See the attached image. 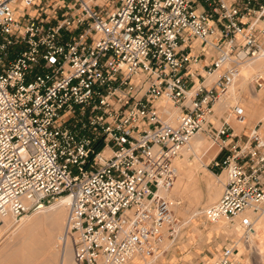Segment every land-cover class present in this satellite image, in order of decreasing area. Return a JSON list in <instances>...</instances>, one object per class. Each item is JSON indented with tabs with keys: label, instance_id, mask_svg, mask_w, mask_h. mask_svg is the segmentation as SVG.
<instances>
[{
	"label": "built area",
	"instance_id": "built-area-1",
	"mask_svg": "<svg viewBox=\"0 0 264 264\" xmlns=\"http://www.w3.org/2000/svg\"><path fill=\"white\" fill-rule=\"evenodd\" d=\"M0 0V217L60 198L70 264H154L175 243L177 159L207 136L227 172L207 222L264 212V125L240 144V101L215 106L264 60V0ZM253 84L264 88V76ZM244 229L253 222L244 219ZM244 237V235H243ZM229 239L203 264H238Z\"/></svg>",
	"mask_w": 264,
	"mask_h": 264
},
{
	"label": "rangeland",
	"instance_id": "rangeland-1",
	"mask_svg": "<svg viewBox=\"0 0 264 264\" xmlns=\"http://www.w3.org/2000/svg\"><path fill=\"white\" fill-rule=\"evenodd\" d=\"M105 1L106 0H99L100 3L101 2L104 3ZM116 2L117 0H111L109 9H111L114 6V3L116 4ZM254 65L255 67L252 68L249 77H253V74L259 72L256 71L255 69L259 66H264V60L258 61L254 63ZM258 92H259L260 100L257 102V104L254 107H252V105L250 104L251 97L249 94V90L247 89L241 93L242 98H240L238 101H240V106L244 110L247 124L243 128L241 127V129L239 130L241 132L238 131L237 134L240 138L235 139L236 143L238 139L240 140V144H242L245 141L244 134H247L250 128H253L258 123L264 125V88L262 90L258 89ZM238 101L232 102L231 106L228 108L227 111H229L232 106H235ZM228 114L229 113L226 112H224L223 114L216 113L217 115L216 126H220L221 125L220 118L222 117L227 118L229 116ZM231 116L232 117H230L229 121L236 132V129H238L240 125L235 120V114H232ZM199 137H204V139L208 142L206 143L207 147L211 148L210 151L213 152L209 154L208 152L210 151H206L207 154L203 153L202 155H198L199 157H196V155L193 154V152H189V154L187 155L189 159L186 162L190 163L192 166L198 163L200 170L196 171V169H194L195 175L207 179L212 184H216L217 189L219 188V192L221 196V193L223 191L222 183H224L226 180L227 172L226 175L222 174L223 168L215 167V160L213 159L217 156L219 152V147L217 145H214L213 142L207 138V136L204 135ZM209 144L211 146H209ZM223 155L224 154H220L219 156H217V160L221 159ZM185 156L186 155L184 154V156L180 158V162L184 161ZM196 160H198V162ZM184 166H186V164H184ZM174 187L175 190H172V194L183 200V207L179 209L178 216L180 217L182 222H184V225L182 226L178 240L173 244L171 243L168 244L169 243L168 242L166 244L168 250L162 256H160L159 259L154 264H203L204 261L209 260L214 254H216L218 250H220L223 244H227L229 239L231 238H234L238 241V248H239V252L237 254L238 264L239 263L264 264V256L263 257L261 256L259 259H256L255 257H253L251 253L246 252L247 251L246 248H248L247 247L248 240L247 242H244L245 238H243L242 236V234L244 233V229L243 232L239 234V236L237 235L236 237L228 236L227 233L222 232L223 231L222 229L216 230L217 223L215 224V223L207 222L201 215L198 214L199 210L216 202V201L213 203L208 202L207 195L209 191L204 181L200 182L202 195L201 197L198 196V199L196 198V196H193V194L192 196H190L191 193L190 194L184 193L182 190L178 188L177 185H175ZM57 202L52 203L44 211L30 213L25 220L21 219L19 221H16L11 217L7 218L8 220H0V264H6L2 260H4L5 257L11 254L17 253L19 255H23V257L26 258L28 256V253L34 250V246L30 248L26 246V243L24 242L26 238H28L29 241H31L30 244L32 243L34 244V239H36L37 236L40 237L42 234L44 235L45 232H47L46 230L48 229H49L48 231L54 230L55 232V228L46 223H42L43 225L40 224L35 226L33 228V232H32L33 234L31 235L23 234L22 230L23 227L27 223H29V221H31V219L33 220V218L41 217L47 214L49 215V213L51 214L52 210L50 209L53 206H55ZM66 212L67 213H66L65 221H63V223L65 224H66L68 210ZM250 215L252 216V218L250 219H254L253 214ZM65 224H63L61 226V229L56 231L54 234L53 249L50 248L49 244H46L45 248L42 251L43 253L41 252L40 256H38L37 260L35 261L36 263L34 262L33 264H64V258H65V264H70L73 262V243H74L73 237L70 236L68 238L69 242L67 243L60 242L56 238L58 234L62 235L65 232ZM260 233H261L260 240L262 241L261 243L263 244L264 232L260 231ZM55 239L57 242L55 241ZM241 239L244 240L242 241ZM240 242L244 243L242 248L240 247ZM64 244L67 245L65 246ZM261 250L264 252V245L261 246Z\"/></svg>",
	"mask_w": 264,
	"mask_h": 264
},
{
	"label": "bare ground",
	"instance_id": "bare-ground-1",
	"mask_svg": "<svg viewBox=\"0 0 264 264\" xmlns=\"http://www.w3.org/2000/svg\"><path fill=\"white\" fill-rule=\"evenodd\" d=\"M98 2H99V0H98ZM254 67H255L254 64H248V65H245L243 67L240 79L237 81V83L234 86H232L230 88L228 94L220 102H218L216 104L215 111L217 114H223L224 112H227V110L231 106L232 102L238 101L240 98H242L241 93L247 89L249 90V94L251 97V101H250L251 103L250 104L252 105V107H254L257 104V102L260 100L259 92L256 90L252 81H253V77L256 74H261L264 76V66L257 67L255 70L259 71V72H256L255 74H253V77H249V75L251 74V70ZM257 94H258V96H257ZM246 124H247V121H246ZM241 127L243 128L244 125H240L239 128L236 129L235 135H238L237 133L241 129ZM239 132H241V131H239ZM206 143H208V142L204 139V137L197 136L196 138L193 139V141L191 143V146H190L191 152H193V154H195L196 157H199L198 155H202L203 153H206V151H210L211 148L207 147ZM209 146H211V145L209 144ZM211 152H213V151H210L208 153L210 154ZM188 154H189V152L185 153L186 156L184 158V161H182L183 160L182 159L181 160L182 162H180V158L177 159V161H176V164L179 168V175H178L179 177H178L175 185H177L178 188L180 190H182L184 193H188V194L191 193L190 196H192V194H193V196H196V198L198 199V196L201 197V195H202V191H201L202 189L200 187V182L204 181L206 184V187L209 191V193L207 195L208 196V202L213 203V202L217 201V199L220 196L219 188L217 189V185L210 183L207 179L195 175L194 169H196V171L197 170L199 171L200 169H199L198 163L195 162L196 165L192 166L190 163L186 162L189 159L187 156ZM196 161L198 162V160H196ZM184 164H186V166H184ZM189 165H191V166H189ZM222 174L226 175V171H223ZM226 180H227V175H226ZM226 180H225V182H226ZM225 182L222 183V187H224ZM220 187H221V185H220ZM173 190H175V187L173 188ZM69 203H70L69 197L64 196V197L60 198L59 201L55 204V206H53L50 209V210H52L51 214L49 213V215L47 214V215H44L41 217L33 218V220L31 219V221H29V223H27L23 227V230H22L23 234H29V235L33 234L32 233L33 228L37 225L42 224V223H46V224L53 226L55 228V232L60 230L61 226L63 224H65V223H63V221H65V217H66V213H67L66 211L68 210ZM46 209H44V210H46ZM44 210H41V211H44ZM41 211H38V212H41ZM199 213H200V210L198 211V214ZM250 214H253L254 219H250V218H252V216ZM26 217H28V215L23 217L22 220H25ZM0 218H2L0 220H8L7 218H9V217H0ZM244 219H248L254 223L252 230L248 231L247 229H244V227H243ZM216 223H217L216 230L222 229L223 230L222 232L227 233L228 236H235V237H236V235L239 236V234L241 232H243V229H244V233L242 234V236L244 235L243 238H245V240L244 239H241V240L242 241L244 240V242H247V240H248V243H247L248 248H246V250H247L246 252L251 253L253 255V257H255L256 259H259L261 256L262 257L264 256V252L261 250V246L264 245V243L262 244L261 243L262 241L260 240V236H261L260 231L264 232V212L263 213H255L253 211L247 210V211H244L243 213L239 214L236 217V222L233 224H230L224 220L218 221ZM241 224H242V226H241ZM48 227H50V226H48ZM48 230H46L47 232H45L44 235L42 234L40 237L37 236V238L34 239V244L33 243L30 244L31 241H29L28 238H26L24 240V242L26 243V246H28V248L34 246V250L30 251L26 258L23 257V255H19L16 253V254L8 255L2 261L5 262L6 264H33L37 260L38 256H40V254L43 251V249L45 248L46 244H49L50 248L53 249L55 232H54V230L53 231H48ZM256 231H257V233H256ZM61 237H62V235L58 234V236L56 238L59 241H61ZM55 241H56V239H55ZM62 242L67 243V242H69V240H67V241L63 240ZM29 244H30V246H29ZM168 244H170V243H168ZM243 244H244L243 242H240L241 248H242ZM136 262H138L139 264H144V262L141 260H136ZM64 264H65V258H64Z\"/></svg>",
	"mask_w": 264,
	"mask_h": 264
},
{
	"label": "crops",
	"instance_id": "crops-1",
	"mask_svg": "<svg viewBox=\"0 0 264 264\" xmlns=\"http://www.w3.org/2000/svg\"><path fill=\"white\" fill-rule=\"evenodd\" d=\"M224 243H225V241H224Z\"/></svg>",
	"mask_w": 264,
	"mask_h": 264
}]
</instances>
